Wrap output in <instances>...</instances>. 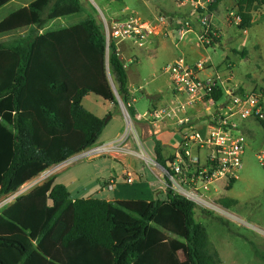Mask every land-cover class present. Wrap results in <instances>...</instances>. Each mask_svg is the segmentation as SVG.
Returning <instances> with one entry per match:
<instances>
[{
	"label": "trees",
	"instance_id": "obj_1",
	"mask_svg": "<svg viewBox=\"0 0 264 264\" xmlns=\"http://www.w3.org/2000/svg\"><path fill=\"white\" fill-rule=\"evenodd\" d=\"M12 1L0 0V9ZM224 1L215 0L211 10ZM263 7L264 0H238V29L249 30ZM83 11L81 0H36L2 21L0 36ZM110 50L108 58L105 35L92 17L0 44V199L97 144L106 123L83 106L85 97L96 95L118 108L115 87L128 105L125 64L115 43ZM128 112L135 120L136 111ZM155 143L157 161L166 166L161 143ZM167 193L165 200H73L66 186L49 179L0 214V264H222L196 221V204L169 187ZM220 203L230 208L237 202Z\"/></svg>",
	"mask_w": 264,
	"mask_h": 264
},
{
	"label": "built area",
	"instance_id": "obj_2",
	"mask_svg": "<svg viewBox=\"0 0 264 264\" xmlns=\"http://www.w3.org/2000/svg\"><path fill=\"white\" fill-rule=\"evenodd\" d=\"M189 1L194 6V15L201 28L197 35L199 47L208 49L216 46L219 36L214 32L215 11L211 10L215 0ZM229 14L235 25L239 26L241 18L237 12L232 10ZM103 24L107 50H110V44L114 39H118L119 42L130 41L143 48L151 36L171 34L173 37L178 35L179 40H184L193 33V23L190 21H185L180 29L169 32L168 19L164 16L155 18L145 26L133 15L125 20H112L110 23L104 18ZM118 54L121 58L120 51ZM212 68L210 60H200L191 64L184 57L166 66L164 73L172 82L170 100L161 106L137 114L135 120L128 112L129 108L134 109L135 99L132 97L126 106L116 93L127 124L125 134L112 142L93 146L68 161L53 166L44 176L47 178L81 159L91 160L113 152H122L139 159L148 169L161 174L166 179L167 188L169 187L175 195L192 201L202 209L216 210L210 198L212 190H215L222 181L240 179L247 150V137L248 134H254L251 126L258 124L264 130V91L247 90L235 82L232 74H225L216 69L212 75L201 76ZM195 106H201L204 110L203 122L207 128L204 134L197 132L192 124L189 110ZM138 122L147 125L153 136H160L173 130L181 134L179 151L173 160L167 161L166 166L151 158L144 149L142 137L136 132L135 124ZM130 141H134L138 150L129 145ZM194 148L198 152L195 153ZM200 151L206 153L205 157L201 156ZM257 160L264 169V147L257 154ZM137 177L134 171L128 170L120 181L112 177L103 184L109 191L115 190L116 186L131 188ZM36 185L37 183H33L1 200L0 211Z\"/></svg>",
	"mask_w": 264,
	"mask_h": 264
},
{
	"label": "rangeland",
	"instance_id": "obj_3",
	"mask_svg": "<svg viewBox=\"0 0 264 264\" xmlns=\"http://www.w3.org/2000/svg\"><path fill=\"white\" fill-rule=\"evenodd\" d=\"M33 1L36 0H17L12 5L2 8L0 10V22L4 17L14 12L15 9H18L25 3H31ZM81 1L84 5V11L66 17L55 23V25L52 24L51 26L53 27V30L58 28L65 29L73 25L81 24L87 21L90 17L97 21L102 30H104V18L110 23L115 18L121 20L128 19L130 15L148 20L154 15H161L168 19V16L177 13L179 15L178 21L183 23L184 21L190 20L188 17L184 18V16L188 14V11H190V6L194 9L193 4L189 1L187 2L188 4L190 3V6L179 4L186 0ZM230 1L231 0H225L223 2L221 5L223 10H221L219 14L218 21L214 19V32L219 36L217 38L218 44L216 46L205 49L196 46L195 41L193 43L195 46H185L188 38L179 40V36L176 35L175 38H169L167 41L168 45L160 46L158 49V55L153 53L151 54V57H148L150 55H141L142 53L140 52L137 53L141 62L140 65L145 66L146 68V71L143 74L146 80L143 82V85L147 83V85H145L147 91L151 92L154 85L167 80L168 75L164 74L166 66L174 63V61L181 57L182 54L187 58L190 57L191 47L194 52L198 51L200 53V59L211 60L213 66L211 74L214 69L225 74L230 73L234 77L235 82L243 88H246L247 90L264 91V7L254 13L252 27L246 32H242L238 29V26L235 25L234 19L229 14L232 10L236 11V4ZM193 20L198 23L197 18H193ZM179 22L176 23V25L168 24L167 30L171 31L174 29L175 31L180 29L182 24H179ZM142 25H146V23H143ZM113 43L114 40L111 44ZM224 44L226 45L224 46ZM151 49L156 48L151 47ZM110 55L111 50H108L107 57L109 58ZM194 57H196V55ZM127 65L129 71L135 69L136 66L135 63L133 64V67L132 65L131 67L129 64ZM155 76H158L159 78L154 81V83H151ZM109 79L111 82L113 81L110 73ZM136 94L138 98H143L145 92L137 90ZM91 98L97 100L94 101L96 107L102 111L98 113H100V115L106 114L105 120L108 121L112 115H120L117 108L110 106V102H107L96 95H91ZM144 98L145 104H148L149 101L146 95ZM118 109H120L124 115L120 105ZM123 115H120L122 121L117 123L118 121L116 120L115 123L103 133L99 142H97L95 146L105 143L110 134L109 132H112L113 129L115 130V133L119 131L121 129L119 125H122L123 129L126 127L127 130L126 120L123 118ZM135 125L137 126V124ZM251 127L254 134L250 132L251 134H248L247 137V150L243 160V169L240 179L233 185L228 181H222L219 183L218 189L214 190L210 197L211 201L216 206V210L202 209L199 205H196L195 209L196 221L201 223L207 229L211 245L213 249L219 253L222 264H264V169L257 160V154L264 147V130L258 124H253ZM198 129L201 132L204 131V128L202 127H199ZM132 143L134 149L138 150L135 143ZM143 147L151 158L156 159L155 144L152 138L144 139ZM132 159L138 161L142 167H145L144 163L139 159L135 157H132ZM94 163L99 165L104 164V172H110L109 168L112 167L113 162L107 157L96 158L93 161L78 160L61 168L51 177H58V181L68 183L70 189L73 191L79 186L75 183L79 173H82L85 177L84 178L82 175V178L86 180L89 175L87 172L90 170L89 164ZM120 163L123 164L122 162ZM122 168V166H115L114 171L119 169V172ZM145 168L142 172L145 179L151 183H156L157 179L154 175L155 170L148 169L147 167ZM92 172L95 173L94 171ZM44 175L45 174L41 177ZM123 177L124 176H121L120 178L122 179ZM87 181L88 179L86 182ZM133 186L129 189L123 187L121 189H123L125 193H130L136 185ZM118 187L119 186H116L115 190L110 192L118 190ZM30 191L28 190V192ZM113 194L110 195L112 196ZM86 195L81 194L80 197H87ZM93 196L95 197L96 195ZM4 199L5 198H3V200ZM223 199H230L237 203L233 204L230 208H225L220 203ZM7 206L8 205L5 207ZM218 218L223 219L226 223L220 222Z\"/></svg>",
	"mask_w": 264,
	"mask_h": 264
},
{
	"label": "crops",
	"instance_id": "obj_4",
	"mask_svg": "<svg viewBox=\"0 0 264 264\" xmlns=\"http://www.w3.org/2000/svg\"><path fill=\"white\" fill-rule=\"evenodd\" d=\"M16 1L17 0H13L9 4L5 5L4 7L12 5ZM187 1H189V0H186V1L179 3V4L189 5L190 3L188 4ZM33 2H35V1H33ZM33 2H31V3H33ZM230 2H233L236 4L238 2V0H231ZM31 3H25L24 5H22L21 7H19L18 9H15V10L18 11L22 8H25V7L29 6ZM221 5L215 11V20H217V21L219 19V14H220L221 10H223L221 8ZM4 7H2V8H4ZM15 10H14V12H16ZM14 12H12L11 14H13ZM194 12H195V9L191 8V6H190V11H188V14L184 16V18H187V17L190 18V20H187V21H190L193 23V33H190L188 35L187 44L185 46H195L193 44L195 41L196 46L199 47L198 42H197V35L199 34L201 28L199 27L198 23H196L193 20V18L194 19L196 18V16L194 15ZM11 14L4 17V19L2 21H4ZM159 16H161V15H154L151 19H148V20L141 19V18H138V20H140V22L142 24L146 23V25H147V23L153 21L155 18H157ZM178 17H179V15L177 13H174L171 16H168V23L171 25H176V23L179 22ZM191 17H192V19H191ZM62 19H64V18H62ZM62 19L51 21L44 28H41V29L36 28V27H29V28H26L22 31L14 33V34L0 36V44L12 45V44H17V43H22V42L29 40L31 38H34L36 36H41V35H44L48 32L61 30L62 28L61 29L58 28V29L53 30V27L51 25L52 24L55 25V23L59 22ZM115 20H119V18L113 19V21H115ZM184 22L183 23L179 22V24L183 25ZM253 22H254V20H253ZM143 26H145V25H143ZM172 30L174 31V29H172ZM172 30L169 32H172ZM169 38H175V37H173L171 34L168 36H156V37L151 36L148 39L146 46L143 48H140V47L134 45L130 41H127V42L120 41L119 42L118 39H114V43L116 45V48L118 51H120L121 58L125 64V69H126V72L128 75V88H129L131 97H133L135 99L134 110L136 111V114H142L148 110H151L152 108H156L158 106H161L167 100H170L169 94H171L172 82H171L169 76H168L167 80L161 81L158 84L154 85L153 89H151V92L147 91V89L145 88V85H147V83L145 85H143V82L146 80L144 75H143L146 71V68H145V66L140 65L141 62H140V59H139L138 54H137L138 52H140V53H142L141 55H150L148 57H151L152 56L151 54H153V53H156L158 55V49L160 48V46L168 45L167 41L169 40ZM225 45L226 44H224V46ZM151 47H154L156 49H151ZM190 49H191V51H190L191 56L190 57L187 58L184 54L181 55V57H184L188 63L192 64V63H196L200 60H210V59H200L199 58L200 53L198 51L194 52L192 47ZM195 55H196V57H194ZM181 57H179V58H181ZM178 59H176V60H178ZM127 62H129V63H127ZM126 63L129 64L130 67H131V65L133 67V64L135 63V65H136L135 69H132V71H129L128 65ZM210 63H211V60H210ZM153 69H155V68H153ZM211 72H212V69L208 70L205 73H202L201 76L204 77L206 75L207 76L212 75L213 73L211 74ZM158 78H159L158 76H155V78L151 81V83L152 82L154 83V81H156ZM137 90L145 92V94H143V98L137 97V94H136ZM145 95L149 101L148 104H145V98H144ZM94 101H97V100H95V98H91V95H89V96L84 98L82 104L88 111H90L91 113H93L97 117L105 120L106 114L104 113L105 115H100V113H98V112H102V111H100L96 107V104ZM110 106L113 108H117L114 106L113 103H110ZM117 110H119L120 115H123V113L120 109L117 108ZM203 111H204L203 107H201V106H195L189 110V114L191 115L193 126L195 127L197 132H200L202 134L206 133V131H207V128L203 122V118H204L203 117V115H204ZM120 115H112L109 118V120L106 123V127L104 129V132L107 131V129H109V127H111L113 125V123H115L116 120L118 121L117 123H120L122 121ZM123 118H125L124 115H123ZM197 125L199 127L204 128V131H202V132L199 131V129H198L199 127ZM119 127L121 129L119 131H117L116 133H115L114 129L112 130V132L111 131L109 132L110 134L107 137V140L105 143L112 142V141L120 138L122 135L125 134L126 127H125V129H123L122 125H119ZM136 132H137V134H139L142 137V141L144 139H147V138H152V140L154 141L155 147H156L155 140L159 141L161 143L162 154H163L164 159L166 161H168L170 158L173 159L179 151V147L181 144V134L177 130L165 132L164 134H161L160 136H153L150 134L147 125H145L144 123L138 122L137 126H136ZM132 142H134V141L129 142V145L131 147H133ZM105 143H103V144H105ZM193 151L195 153L198 152L196 148H194ZM200 154L202 157H205L206 153L200 151ZM155 156H156V150H155ZM103 157H107V158L111 159V161L114 163V164L112 163V167L109 168L110 172L109 171L104 172V169H105L104 164H102V165L95 164V163L89 164L90 170L87 172V173H89V175L87 176L88 181L86 182L87 179L84 180L82 178L83 174L79 173V176L76 178V182L74 181L79 186L76 189H74L73 191L70 189V185L68 183L58 181V177H51L52 175L47 177V178L45 176L41 177L43 174L46 175L47 171L42 173L38 177H36L34 180L26 183L24 186H22L19 189V191H21L22 188H24V187L30 186L33 183H37L36 186L29 189V191L30 190L32 191L33 189L40 186L42 183H44L48 179H55L56 183H58V184L60 183V184L67 187V189L71 193V198L73 200L98 198V199H104L107 201L115 202V201H124V200H147V201H151V200H157V199H159V200L167 199L168 193H167L166 179L161 174H159L158 172L154 171L155 172L154 175L157 179L156 183H151L150 181L145 179V176L142 173L143 169L146 166L142 167L141 164L138 161H134L132 159V157H130V156H128L122 152H113V153H110V154L105 155ZM99 158H101V157H99ZM155 158L157 159V157H155ZM81 160H89V159H81ZM91 160L93 161L94 159H91ZM120 162H122L123 164H121ZM115 166L116 167L122 166L123 168L121 171L118 172L119 169H117V171H114ZM128 170H132L138 175L137 180L134 184L136 186H135V188H133L132 192L125 193L123 191V189H121L123 186H119L118 190H116L114 192H110L109 190H107L104 187L103 183L107 179L113 177V178L118 179V181H120V179H121L120 177L124 176V174ZM92 171H94L95 173H93ZM39 177H41V178H39ZM83 177H84V175H83ZM44 178H46V179H44ZM123 188H125V187H123ZM127 189H129V188H127ZM216 189H218V186ZM19 191H17V192H19ZM213 192H214V190H212L211 194ZM28 193H26V194H28ZM81 194H85V195L88 194V195H86L87 197H80ZM110 194H113V195L111 196ZM93 195H96V196L94 197ZM21 196H23V195H21ZM4 198H6V197H4ZM0 200H3V198H1ZM5 208L6 207H4L0 211V214L2 213V211Z\"/></svg>",
	"mask_w": 264,
	"mask_h": 264
},
{
	"label": "water",
	"instance_id": "obj_5",
	"mask_svg": "<svg viewBox=\"0 0 264 264\" xmlns=\"http://www.w3.org/2000/svg\"><path fill=\"white\" fill-rule=\"evenodd\" d=\"M113 90H114V93L116 94L117 92H116L115 87H113ZM105 123H107V120H105Z\"/></svg>",
	"mask_w": 264,
	"mask_h": 264
}]
</instances>
